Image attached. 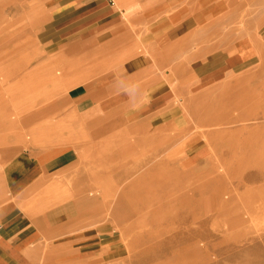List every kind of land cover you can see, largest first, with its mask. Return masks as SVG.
<instances>
[{
  "label": "rangeland",
  "instance_id": "obj_1",
  "mask_svg": "<svg viewBox=\"0 0 264 264\" xmlns=\"http://www.w3.org/2000/svg\"><path fill=\"white\" fill-rule=\"evenodd\" d=\"M178 2L0 0V167L61 162L14 205L36 220L33 264H264V0ZM119 79L135 106L105 89Z\"/></svg>",
  "mask_w": 264,
  "mask_h": 264
},
{
  "label": "crops",
  "instance_id": "obj_2",
  "mask_svg": "<svg viewBox=\"0 0 264 264\" xmlns=\"http://www.w3.org/2000/svg\"><path fill=\"white\" fill-rule=\"evenodd\" d=\"M118 29L119 27L114 28L115 33L109 39L111 41L113 39L114 42L117 41L116 43L119 44V39L114 38L118 33ZM99 38L98 36L90 37L89 35L80 40L86 39L84 41L91 43L90 45L96 44L95 47L98 45L102 47L103 44L100 46L102 39ZM136 67L134 65V68ZM116 76L122 77L121 75ZM105 89L114 90L119 89V87L116 83L111 88L106 87ZM83 95L84 93L76 97L71 96V98L76 102L78 101L79 111L84 113L95 107V104L91 100L83 99ZM21 156L19 160H16L10 166L0 167V264H19L20 255L27 259L30 264H33L30 256L33 254L35 246L41 242L39 234L36 233V220L29 213L24 215L19 207L20 205L15 207V204L20 203L22 198H30L43 185L47 186L53 180L54 166L61 165V162L57 160L39 162L34 158L27 160L23 157V154Z\"/></svg>",
  "mask_w": 264,
  "mask_h": 264
},
{
  "label": "bare ground",
  "instance_id": "obj_3",
  "mask_svg": "<svg viewBox=\"0 0 264 264\" xmlns=\"http://www.w3.org/2000/svg\"><path fill=\"white\" fill-rule=\"evenodd\" d=\"M161 1H163V0H161ZM165 1H166L165 4H166L167 7L172 6V4H173L174 1L178 2V0H165ZM180 1H181V0H180ZM178 3H179V2H178ZM182 5H183V4H182ZM186 5H187V4H186ZM14 6H15V5H14ZM179 7H180V6H179ZM183 7H184V6H183ZM186 7H187V6H186ZM175 10H176V12H177V9H175ZM178 11L180 12V11H182V9H181V10H178ZM179 12H178V13H179ZM175 14H177V13H175ZM172 15H173V14H172ZM194 16H195V13H194L191 17H189V16L187 17L186 13L184 12V16H181V17L183 18L184 23H188V22H189L188 26H191V23H192V24H195V23H196V19L194 18ZM181 17H180V18H181ZM182 18H181V19H182ZM161 21H162V20H161ZM166 21H167V20H166ZM208 21H209V20H208ZM163 22H164V21H163ZM160 23L162 24V22H160ZM173 24H174V23H173ZM157 25H159V24H157ZM0 26H1V25H0ZM154 26H155V25H154ZM180 27H181V26H180ZM154 28H155V27H154ZM154 28H153V29H154ZM181 28H182V27H181ZM156 29H157V28H156ZM121 30H122V29H119V31H121ZM154 30H155V29H154ZM119 31H118V32H119ZM169 31H170V30H169ZM153 32H154V31H153ZM126 34H127V33H126ZM262 34H263V33H262ZM262 34H260V35H262ZM123 38H124V37H123ZM127 38H128V37H127ZM126 40H127V39H126ZM123 41H124V39H123ZM126 43H127V42H126ZM128 43H129V42H128ZM122 44H123V43H122ZM125 45H126V44H125ZM123 46H124V45H123ZM129 46H130V45H129ZM256 47H257V46H256ZM248 48H249V47H248ZM257 49H259V48L257 47ZM237 50L239 51V53L242 52V47H239ZM110 54H112V53H110ZM116 54H117V53H116ZM125 54L128 55V53H125ZM250 54H251V53H250ZM250 54H249V55L246 54V55H247V56H250ZM255 54H256V53H255ZM117 55H118V54H117ZM127 55H126V57H127ZM130 55H131V54H130ZM135 55H136V54H135ZM246 55L243 56V55L241 54V57H242L243 60L246 59V57H245ZM102 56H103V55H102ZM114 56H116V55L114 54ZM114 56H113V57H114ZM118 56H119V55H118ZM123 56H125V55H123ZM105 58H107V57L105 56V57L102 58L103 61L101 62V63H102L101 66L103 65V63H104V64L107 63V61H106ZM248 58H249V57H248ZM98 59H99V58H98ZM124 59H125V58H124ZM165 59H167V57H166ZM91 60H92V59H91ZM99 60H100V59H99ZM112 60H113V59H112ZM122 60H123V59H122ZM163 61H164V59H163ZM221 61H222V60H221ZM245 61H246V60H245ZM91 62H92V61H91ZM109 62H110V61H109ZM119 62H120V61H119ZM119 62H118V63H119ZM243 62H244V61H243ZM136 63H137V62H136ZM120 64H121V63H120ZM120 64H119L120 67L118 66L119 68H118V70L115 71V74H117V75H121V76L125 74L124 72H125L126 69H128L129 67H130V68H133L134 65H136V64L134 63V61L130 62V64L125 65V66H122V65H120ZM114 66H115V65H114ZM116 66H117V65H116ZM253 67H254V66H253ZM100 68H101V67H100ZM113 68H116V67H113ZM250 68H251V67H250ZM94 69H95V68H94ZM97 69H98L99 72H101V70H99V68H97ZM245 69H246V66H243V67H240V68H238V69H236V70L234 71V76H235V75H238V74H241V76L239 77V79H240V80H239V85L241 84V88H242V86H243V83H245V81H246V83L248 82V77H246L247 75H245V76L242 75V73L245 71ZM175 70H176V69H175ZM246 70H247V69H246ZM21 71H22V70H21ZM80 71H81V70H80ZM122 71H123V72H122ZM71 72H72V71H71ZM82 72H83V71H82ZM91 72H94V71L91 70L90 73H91ZM95 72L97 73V70H96ZM121 72H122V73H121ZM177 72H179V70H178ZM32 73H33V72H32ZM67 73H68V72H67ZM72 73H74V72H72ZM75 73H76V72H75ZM123 73H124V74H123ZM232 73H233V72H232ZM57 74H58V72H57ZM57 74H56V75H57ZM76 74H77V73H76ZM78 74H79V72H78ZM81 74H82V73H81ZM172 74L175 75L173 71H172ZM245 74H246V73H245ZM49 75H52V71H51V74H49ZM58 75H59V74H58ZM71 75H72V74H71ZM79 75H80V74H79ZM94 75H95V74H94ZM176 75H177V73H176ZM19 76H20V75H19ZM36 76H37V75H36ZM38 76H39V75H38ZM74 76H75V74H74ZM17 77H18V76H17ZM48 77H49V76H48ZM55 77H56V76H55ZM58 77H59V76H58ZM61 77H62V76H61ZM77 77H78V76H77ZM83 77H84V76H82V78H83ZM85 77H86V75H85ZM90 77H91V76H90ZM170 77H173V78H174L175 76H172V75H171ZM230 77H231V76H230ZM235 77H236V76H235ZM52 78H53V77H52ZM136 78H137V77H136ZM231 78L233 79V77H231ZM231 78H230V79H231ZM31 79H32V78H31ZM46 79H48V78H46ZM84 79H85V78H84ZM48 80H49V79H48ZM56 80H57V79H56ZM89 80H90V79H89ZM249 80H250V79H249ZM44 81H45V80H44ZM54 81H55V80H54ZM81 81H82V80H81ZM85 81H86V80H85ZM85 81H84V82H85ZM230 81H232V80H230ZM10 82H11V81H10ZM40 82H41V81H40ZM30 83H31V82H30ZM32 83H33V82H32ZM230 83H232V82H230ZM230 83H229V84H230ZM234 83H235V82H234ZM35 85L39 86V82H38V83H34V85L30 87L31 90H34V88H35L34 86H35ZM230 85H231V84H230ZM29 86H30V85H29ZM74 86H75V85H74ZM227 86H228V85H227ZM227 86H226L225 88H228V87H229V86H228V87H227ZM231 86H232V85H231ZM237 86H238V85H237ZM75 87H76V86H75ZM85 87H86V86H85ZM85 87H84V88H85ZM21 88H22V86H21ZM46 88H47V87H46ZM235 88H236V87H235ZM27 89H28V88H26L25 90H27ZM91 89H92V88H91ZM91 89H90V90H91ZM230 89H231V88H230ZM23 90H24V89H23ZM92 90H93V89H92ZM92 90H91V92H92ZM106 90L108 91L109 89H106ZM114 90H116V89H114ZM114 90H113V91H114ZM228 90H229V89H228ZM42 91H43V90H42ZM46 91H47V90H46ZM86 91H87V90H86ZM113 91H112V92H113ZM89 92H90V91H89ZM230 92H231V91H230ZM17 93H18V92H17ZM102 93H103V92H102ZM232 93H233V92H232ZM89 94H90V93H89ZM109 94H111V92H109ZM227 95H228V94H227ZM227 95H226V96H227ZM229 95H230V94H229ZM247 95H248V93H247ZM107 96H108V94H107ZM230 96H231V95H230ZM242 96H244V95L242 94ZM248 96H249V95H248ZM24 97H25V96H24ZM122 97H125V96H122ZM193 97H194V96H193ZM244 97H245V96H244ZM246 97H247V96H246ZM22 98H23V97H22ZM29 98H30V97H29ZM45 98H46V97H45ZM119 98H121V96H120V97H117L118 100H119ZM30 99H31V98H30ZM122 99H124V98H121V100H122ZM162 99H163V98H162ZM165 99H166V98H165ZM121 100H120V101H121ZM35 101H36V100H35ZM91 101H92V100H91ZM196 101H197V100H196ZM242 101H243V100H242ZM75 102H76V101H75ZM144 102H145V101H144ZM29 103H30V102H29ZM197 103H198V102H197ZM239 103H240V102H239ZM193 104H194V103H193ZM237 104H238V103H237ZM35 105H36V104H35ZM70 105H71V104H70ZM76 105H77V104H76ZM112 105H114V104H112ZM112 105H111V106H112ZM118 105H119V104H118ZM126 105L128 106V104H126ZM49 106H50V105H49ZM53 106H54V105H53ZM72 106H74V105H72ZM122 106H123V105H122ZM29 107H30V106H29ZM7 108H8V107H7ZM19 108H20V107H19ZM32 109H33V108H32ZM47 109H48V108H47ZM57 109H58V108H57ZM7 110H8V109H7ZM7 110H6V111H7ZM41 110H42V109H41ZM6 111L3 110L4 115H3V116L0 115V118L3 117L2 120H0L1 125H3L4 118L6 117V116H5V115H6V114H5ZM21 111H22V109H21ZM26 112L28 113L29 111H26ZM48 112H49V111H48ZM72 112H74V111H72ZM87 112H89V111H87ZM7 113H8V112H7ZM64 113H65V112H64ZM13 114H14V113H13ZM46 114H47V113H46ZM14 115H15V114H14ZM73 115H74V114H73ZM15 116H16V115H15ZM41 116H45V114L42 113V112H39V113H36V114L33 113L32 115H27L26 117L23 116V117L21 118L20 121H22V125H23V127H24L25 125L28 126V125H30L31 122H33V121H35V120H38ZM75 116H76V115H75ZM78 116H79V115H78ZM120 116H122V114H121ZM209 116H210V115H209ZM16 118H17V117H16ZM202 118H203V117H202ZM204 118H206V117H204ZM17 119H18V118H17ZM18 120H19V119H18ZM39 120H40V119H39ZM123 120H124V119H123ZM11 122H12V121H11ZM15 122H17V121H15ZM42 122H43V121H42ZM78 122H79V121H78ZM33 123H34V122H33ZM13 124H14V122H13ZM41 124H42V123H41ZM9 125H10V123H9ZM9 125L7 124V126H9ZM11 125H12V123H11ZM45 125H46V124H45ZM12 126H15V125H12ZM34 126H35V125H34ZM50 126H51V125H50ZM10 127H11V126H10ZM10 127H9V128H10ZM15 127H17V126H15ZM15 127H13V128H15ZM38 127H39V126H38ZM80 127H81V126H80ZM9 128H8V129H9ZM49 128H50V127H49ZM74 128H75V127H74ZM162 128H164V127H162ZM10 129L12 130V127H11ZM35 129H36V128H35ZM39 129H41V127H39ZM52 129H53V127H52ZM41 130H42V129H41ZM48 130H49V129H48ZM72 130H74V129H72ZM75 130H76V129H75ZM139 130H140V129H139ZM4 131H5V130H4ZM37 131H38V130H37ZM80 131H81V130H80ZM8 132H9V131H8ZM14 132H15V131H14ZM38 132H39V131H38ZM42 132H46V131H42ZM49 132H50V131H49ZM81 132H82V131H81ZM136 132H139V131H132V132H129V133L127 132L126 135H129V134L131 135V133H132V134H135ZM46 133H48V132H46ZM46 133H45V134H46ZM52 133H53V131H52ZM68 133H69V132H68ZM82 133H83V132H82ZM123 133H124V132H123ZM37 134H38V133H37ZM39 134H40V133H39ZM48 134H49V133H48ZM48 134H47V135H48ZM84 134H85V133H84ZM86 134H87V133H86ZM10 135H11V134H10ZM56 135H57V134H56ZM62 135H63V134H62ZM69 135H70V134H69ZM78 135H79V134H78ZM15 136H16V135H15ZM39 136H40V135H39ZM44 136H45V135H44ZM44 136H43V137H44ZM64 136H65V135H64ZM74 136H76V135H72L71 137H74ZM80 136H82V135H80ZM24 137H25V136H24ZM45 137H46V136H45ZM69 137H70V136H69ZM77 137L79 138V136H77ZM0 138H1V137H0ZM16 138H17V136H16ZM19 138H20V137H19ZM46 138H47V137H46ZM55 138H56V137H55ZM55 138H54V139H55ZM87 138H88V137H87ZM130 138H131V137H130ZM124 139H126V137H125ZM18 140H19V139H18ZM46 140H47V139H46ZM46 140H45V141H46ZM56 140H57V139H56ZM77 140H78V139H77ZM119 140H120V139H119ZM119 140H118V141H119ZM19 141H20V140H19ZM51 141H52V140H50V142H51ZM68 141H70V140L68 139ZM68 141H67V144H68ZM85 141H88V139L85 140ZM120 141H121V140H120ZM35 142L38 143V142H41V141L37 139ZM64 142H65V141H64ZM70 142H71V141H70ZM114 142L117 143L116 141H114ZM9 143H10V142H9ZM65 143H66V142H65ZM78 143H79V142H78ZM98 143H99V142H98ZM115 143H114V144H115ZM51 144H52V143H51ZM70 144L72 145V144H74V143H70ZM82 144H83V143H82ZM40 145H41V143H40ZM52 145H53V144H52ZM69 146H70V145H69ZM75 146H76V145H75ZM82 146L84 147L85 145L83 144ZM102 146H103V145H102ZM107 146H108V145H107ZM111 146H112V145H111ZM115 147H116V146H115ZM118 147H119V146H118ZM59 148H60V147H59ZM76 148H77V147H76ZM96 148H97V147H96ZM108 148H109V147H108ZM9 149H10V147H9ZM84 149H85V148H84ZM89 149H90V148H89ZM97 149H98V148H97ZM113 149H114V147H113ZM3 150L5 151V149H3ZM16 150H17V149H16ZM16 150H15V151H16ZM71 150H74V149H71ZM110 150H111V149H110ZM117 150H118V149H117ZM10 151H11V150H10ZM74 152H75V151H72V153H74ZM1 153H2V152H1ZM106 153H107V152H106ZM108 153H110V152H108ZM109 155H110V154H109ZM114 155H115V154H114ZM48 158H49V157H48ZM82 158H83V157H82ZM104 158H106V157H104ZM110 159H111V157H110ZM42 161H43V159H42ZM74 162H75V161H74ZM74 162H72V163H74ZM72 163H71V164H72ZM71 164H70V165H71ZM66 166H68V165H66ZM56 167H57V166H56ZM60 168H62V167H60ZM51 169H52V168H51ZM63 169H64V168H63ZM49 180H50V179H49ZM151 191H152V190H151ZM134 193H135V192H134ZM146 193H147V192H146ZM150 193H151V192H150ZM153 193H154V192H153ZM172 194H173V193H172ZM146 195H147V194H146ZM134 197H135V196H134ZM148 197H150V196H148ZM154 197H155V196H154ZM163 198H164V197H163ZM2 200H3V199H2ZM38 201H39V200H38ZM130 201H133V200L130 199ZM136 202H137V201H136ZM36 205H37V204H36ZM38 205H39V204H38ZM40 206H42V205L40 204ZM33 207H34V206H33ZM42 239H44V238H42ZM39 243H40V242H39ZM38 245H39V244H38ZM40 259H41V258H40Z\"/></svg>",
  "mask_w": 264,
  "mask_h": 264
},
{
  "label": "clouds",
  "instance_id": "obj_4",
  "mask_svg": "<svg viewBox=\"0 0 264 264\" xmlns=\"http://www.w3.org/2000/svg\"><path fill=\"white\" fill-rule=\"evenodd\" d=\"M118 87L123 91L128 97L133 106L139 102L141 98V93L139 90V85L136 83H131L127 81L120 80L117 82Z\"/></svg>",
  "mask_w": 264,
  "mask_h": 264
}]
</instances>
